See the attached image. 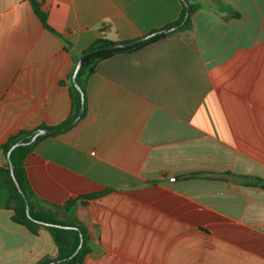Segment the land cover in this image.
Returning a JSON list of instances; mask_svg holds the SVG:
<instances>
[{
  "label": "crops",
  "instance_id": "obj_1",
  "mask_svg": "<svg viewBox=\"0 0 264 264\" xmlns=\"http://www.w3.org/2000/svg\"><path fill=\"white\" fill-rule=\"evenodd\" d=\"M37 1L77 54L98 38L162 30L182 9ZM195 1L190 30L98 63L86 116L27 157L45 201L104 193L76 207L92 248L85 264H264V0ZM73 68L29 0H0V146L67 119ZM12 216L0 208V264L57 257L48 231L33 235Z\"/></svg>",
  "mask_w": 264,
  "mask_h": 264
},
{
  "label": "trees",
  "instance_id": "obj_2",
  "mask_svg": "<svg viewBox=\"0 0 264 264\" xmlns=\"http://www.w3.org/2000/svg\"><path fill=\"white\" fill-rule=\"evenodd\" d=\"M33 5V8L45 26L53 34L63 39L66 44V50L71 53L74 63L73 71L69 77V91L72 99V109L67 119L57 126H48L46 124L40 125L34 129H24L18 133L9 137V139L0 146L3 154L7 158L8 152L17 143H25L31 140L34 134L40 129H61L72 124L78 117L82 107V95L73 83V75L76 66L79 62L80 56L87 54L94 50H101L84 58L83 64L77 74V83L82 88L85 97V112L82 119L86 116V85L89 77L94 73L95 67L98 63L106 61L115 56L122 55L125 53H131L144 49L150 44L156 43L162 40L167 35L161 34L154 36L144 42H141L132 47L119 48V49H108L105 48L117 45L125 44L131 41H113L106 38H98L95 40L87 49L81 54L75 53L72 48V44L64 38V36L57 30L52 28L48 22V14L42 9V5L37 0H29ZM182 5L181 13L179 18L167 24L163 29L171 28L182 23L186 15V7L179 0ZM190 8L191 12L187 23L177 31L184 32L188 31L192 27V16L193 14L203 5L195 0H185ZM223 11H229L228 7H223ZM158 31V30H156ZM153 31V32H156ZM43 135L40 136L33 144L21 145L16 147L11 153V164L7 160L5 166L0 167V208L13 211L12 220L16 224L25 227L31 234L39 235L42 230L48 231L57 247L58 255L56 258L46 257L39 261L37 264H47L55 260L65 259L72 256L79 248L81 244V234L83 235V245L79 253L70 261L65 264H85L86 259L91 255L92 248L90 246V237L85 225L76 216V207L79 202L86 204L90 200H95L104 195V193H93L84 195L78 199H71L62 205H57L39 198L32 190L27 172V157L32 154L35 148L44 139L55 136ZM11 168H13L14 176L16 181L19 183L23 194L29 200L30 216L27 214L26 202L23 195L19 192L15 185L14 178L12 176ZM194 176V175H191ZM257 184H260V180H257ZM42 223L62 225L73 227L70 229L59 228L56 226L45 227Z\"/></svg>",
  "mask_w": 264,
  "mask_h": 264
},
{
  "label": "water",
  "instance_id": "obj_3",
  "mask_svg": "<svg viewBox=\"0 0 264 264\" xmlns=\"http://www.w3.org/2000/svg\"><path fill=\"white\" fill-rule=\"evenodd\" d=\"M182 3L184 4V6L186 7V15H185V18L184 20L182 21L181 24L177 25V26H174V27H171V28H166V29H162V30H158L156 32H153L147 36H144L142 38H139V39H136V40H133L129 43H125V44H117V45H114V46H111V47H108V48H105L106 50L108 49H119V48H126V47H132V46H135L141 42H144L154 36H157V35H161V34H168V33H171V32H174V31H177L179 30L180 28H182L188 21V18H189V15H190V12H191V8L189 6V4L185 1V0H181ZM98 51H101V50H94L92 52H89L87 54H83L80 56V59H79V62L76 66V69H75V72H74V75H73V83L75 85V87L79 90V92L81 93L82 95V107H81V110H80V113L77 117V119L70 125H68L67 127L65 128H61V129H40L37 131L36 134H34V136L31 138L30 141L28 142H25V143H17L15 144L11 150L8 152V155H7V160L8 162L11 164V153L12 151L18 147V146H21V145H30V144H33L40 136H43V135H52V134H58V133H62V132H65L69 129H71L72 127H74L83 117L84 115V112H85V97H84V93H83V90L82 88L79 86V84L77 83V74L83 64V60L86 56L88 55H91L93 53H96ZM11 172H12V176L14 178V182H15V185L16 187L18 188L19 192L23 195V197L25 198V202H26V208H27V214L28 216H30V206H29V200L26 198V196L23 194V191L19 185V183L16 181L15 179V176H14V171H13V168H11ZM43 226L45 227H48V226H56V227H59V228H65V229H70V228H73V227H68V226H62V225H53V224H47V223H42ZM74 229V228H73ZM83 235L81 234V244L78 248V250L70 257L68 258H65V259H60V260H55L53 262H50V263H47V264H65L66 262L72 260L80 251L82 245H83Z\"/></svg>",
  "mask_w": 264,
  "mask_h": 264
}]
</instances>
